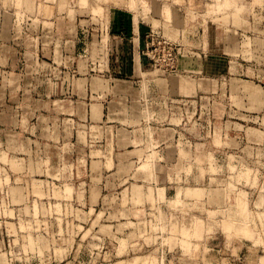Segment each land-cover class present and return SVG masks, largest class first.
I'll use <instances>...</instances> for the list:
<instances>
[{
  "label": "rangeland",
  "instance_id": "rangeland-1",
  "mask_svg": "<svg viewBox=\"0 0 264 264\" xmlns=\"http://www.w3.org/2000/svg\"><path fill=\"white\" fill-rule=\"evenodd\" d=\"M0 264H264V0H0Z\"/></svg>",
  "mask_w": 264,
  "mask_h": 264
},
{
  "label": "bare ground",
  "instance_id": "bare-ground-1",
  "mask_svg": "<svg viewBox=\"0 0 264 264\" xmlns=\"http://www.w3.org/2000/svg\"><path fill=\"white\" fill-rule=\"evenodd\" d=\"M209 158H210V157H209ZM209 158H208V159H209ZM210 160H211V159H210ZM210 160H208V161H210ZM208 163H211V162H208ZM208 165H210V164H208ZM189 166H190V165H189ZM192 166H193V165H192ZM161 195H162V194L160 193V196H161ZM162 196L164 197V195H162ZM162 196H161V197H162ZM164 198H165V197H164ZM165 199H166V198H165Z\"/></svg>",
  "mask_w": 264,
  "mask_h": 264
},
{
  "label": "crops",
  "instance_id": "crops-1",
  "mask_svg": "<svg viewBox=\"0 0 264 264\" xmlns=\"http://www.w3.org/2000/svg\"><path fill=\"white\" fill-rule=\"evenodd\" d=\"M25 3H27V0H25ZM135 48V47H134ZM134 54H135V51H134Z\"/></svg>",
  "mask_w": 264,
  "mask_h": 264
}]
</instances>
